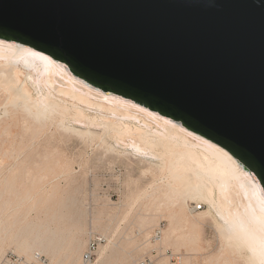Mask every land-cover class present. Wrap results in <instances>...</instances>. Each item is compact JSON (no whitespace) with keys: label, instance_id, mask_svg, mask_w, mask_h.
I'll return each mask as SVG.
<instances>
[{"label":"water","instance_id":"95a60500","mask_svg":"<svg viewBox=\"0 0 264 264\" xmlns=\"http://www.w3.org/2000/svg\"><path fill=\"white\" fill-rule=\"evenodd\" d=\"M0 38L225 147L264 191V0H0Z\"/></svg>","mask_w":264,"mask_h":264},{"label":"rangeland","instance_id":"374dc122","mask_svg":"<svg viewBox=\"0 0 264 264\" xmlns=\"http://www.w3.org/2000/svg\"><path fill=\"white\" fill-rule=\"evenodd\" d=\"M11 105L0 91V264L38 257L84 264L97 238L109 245L107 264H231L208 204L168 201L157 162L125 152L109 135L65 131L55 118L42 125ZM159 227L163 240L155 238Z\"/></svg>","mask_w":264,"mask_h":264},{"label":"bare ground","instance_id":"6f19581e","mask_svg":"<svg viewBox=\"0 0 264 264\" xmlns=\"http://www.w3.org/2000/svg\"><path fill=\"white\" fill-rule=\"evenodd\" d=\"M0 91L34 122L59 119L65 131L89 138L106 134L125 152L151 158L166 170L168 201L208 204V215L231 255L226 262L235 264L239 258L264 264V191L225 147L144 103L84 81L65 63L11 39L0 38ZM115 144L111 149H117ZM108 246L99 247L96 264L110 260ZM80 251V245L72 249L73 255ZM52 252L55 262L58 253Z\"/></svg>","mask_w":264,"mask_h":264},{"label":"built area","instance_id":"2783aa9c","mask_svg":"<svg viewBox=\"0 0 264 264\" xmlns=\"http://www.w3.org/2000/svg\"><path fill=\"white\" fill-rule=\"evenodd\" d=\"M202 209H203L202 205H198L195 207L196 211H199ZM162 234H163V229L161 227H159L155 233V238L161 239ZM101 242H103V239L97 238V240H94L89 244L88 250L83 255V263L84 264H94L95 263ZM21 264H46V263H45V261H43L42 257H38V258H36V261L33 263H30L27 261H22ZM136 264H158V263L151 260V259L146 258V259H140L139 261H137Z\"/></svg>","mask_w":264,"mask_h":264}]
</instances>
